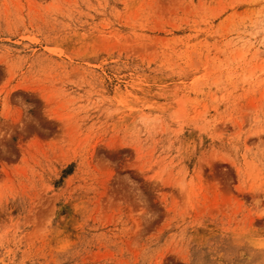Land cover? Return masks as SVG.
I'll list each match as a JSON object with an SVG mask.
<instances>
[{"label":"rangeland","instance_id":"obj_1","mask_svg":"<svg viewBox=\"0 0 264 264\" xmlns=\"http://www.w3.org/2000/svg\"><path fill=\"white\" fill-rule=\"evenodd\" d=\"M0 264H264V0H0Z\"/></svg>","mask_w":264,"mask_h":264}]
</instances>
